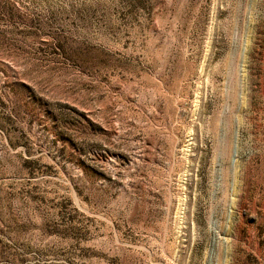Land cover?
<instances>
[{"label":"rangeland","instance_id":"1","mask_svg":"<svg viewBox=\"0 0 264 264\" xmlns=\"http://www.w3.org/2000/svg\"><path fill=\"white\" fill-rule=\"evenodd\" d=\"M0 264H264V0H0Z\"/></svg>","mask_w":264,"mask_h":264}]
</instances>
